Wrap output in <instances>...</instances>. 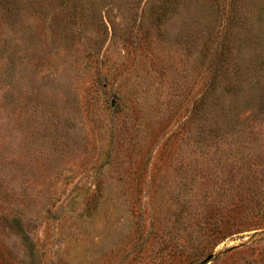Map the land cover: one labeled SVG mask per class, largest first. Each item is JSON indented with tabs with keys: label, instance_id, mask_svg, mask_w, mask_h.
I'll return each instance as SVG.
<instances>
[{
	"label": "rangeland",
	"instance_id": "rangeland-1",
	"mask_svg": "<svg viewBox=\"0 0 264 264\" xmlns=\"http://www.w3.org/2000/svg\"><path fill=\"white\" fill-rule=\"evenodd\" d=\"M0 264H264V0H0Z\"/></svg>",
	"mask_w": 264,
	"mask_h": 264
},
{
	"label": "trees",
	"instance_id": "trees-1",
	"mask_svg": "<svg viewBox=\"0 0 264 264\" xmlns=\"http://www.w3.org/2000/svg\"><path fill=\"white\" fill-rule=\"evenodd\" d=\"M113 103H112V112H111V117L115 116V115H124V114H130V112H128L130 109V107H128L125 103V100L123 99L122 96L120 95H113ZM203 95L197 97L195 100H196V103L195 105H193L194 109L198 108V106L200 104H202L204 102V97H202ZM206 96V95H205ZM200 99V100H199ZM196 115H193L190 119H191V127L194 125L193 128H197L198 126V121H196ZM159 116L157 115V113L155 114H150L149 112H147V115H146V119H145V123H144V128L146 130H148V128H150L151 125L155 124L156 123V120H159ZM199 133V131H198ZM199 135V134H198ZM103 192L102 189H98L97 191L95 190L94 193H97L98 195H101ZM101 197V196H100ZM236 224V223H235ZM233 224V225H235ZM237 225V224H236ZM235 225V226H236ZM213 227H216V230H217V235L215 236L216 237V240L214 243L215 245H217L219 242L222 241V239L228 237L227 234L229 235L230 231L227 232L231 227L227 226V224H225L223 226V228H218L217 225H213ZM226 231V232H225ZM30 244H27V246H29ZM144 245L145 243H143L141 246H139L137 249H138V252L137 253H140L142 250H144ZM146 248V247H145ZM34 251L31 250V253H33Z\"/></svg>",
	"mask_w": 264,
	"mask_h": 264
}]
</instances>
